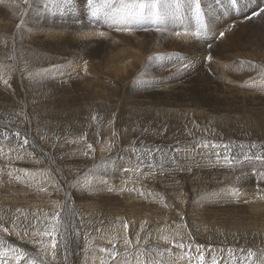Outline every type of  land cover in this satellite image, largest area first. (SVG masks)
Instances as JSON below:
<instances>
[{"label":"rangeland","instance_id":"obj_1","mask_svg":"<svg viewBox=\"0 0 264 264\" xmlns=\"http://www.w3.org/2000/svg\"><path fill=\"white\" fill-rule=\"evenodd\" d=\"M6 1H10V6L8 7L9 15L0 14V25L4 23L3 25H6L8 27H14L13 29H15V31L16 29L20 28L21 32L27 36L26 44L31 51L29 58L41 59L40 66H42V63L45 62L46 60L49 63V65L41 72L42 76L38 80L35 76V79L39 86L38 90L41 94H44L42 98V102L45 99V95L61 96L63 95L64 91H66L65 93H70V92L72 93L66 99V102L71 103L72 106L60 110L55 108L50 109L47 106L45 107L42 106L43 109L42 112H36L35 114H33L31 109L33 106L40 104L41 96L38 93L37 88L32 85L31 93L29 95V114H26L22 120L21 119L22 117L21 118L16 117L11 112L10 120L0 119L1 135H7L9 132H12V135H14L15 132L19 134L21 133L19 139L17 136H15L16 134L14 135L15 137H17L18 144H15V141L13 140L11 141V143L14 144V147L12 148L10 147V149L13 151V155L18 156V158L20 159L27 158L28 160L29 158V160L31 159V161L36 163V166H31V167L20 164H16V165H20L21 167L25 168L27 172L32 170L30 171L31 173H37V172L41 173L40 172L41 170L42 172L48 171L49 170V167L47 166L48 163L50 162L52 163V161H56L57 158L60 161L64 160L63 156L66 154L64 153L62 154L63 156L61 155L56 156V153L59 150L53 152L52 150L54 149L52 148V146L53 147L56 146L57 144L61 143V141L63 143H67L64 141H68L69 148L79 151L76 155H71L70 153H68L70 156L76 159V162H78V164H73L75 166H69V167L68 166L59 167V169H62L65 174L66 173L69 174V170H75L77 171V173H80L79 174L80 176L77 175L74 178L75 182H73L72 180H68L74 184L73 187L74 189L72 188L69 189L68 191L65 190L66 194L64 195L67 194L69 195L70 192L69 195L70 198L71 199L74 198L75 200L73 199V202H77L76 197L78 194H81L80 200H83L86 196L89 199L90 192L95 194L98 193L105 194V192L107 193V197L103 198L102 196H100L97 197L96 200L92 201L93 207L91 208L92 212H90L88 210H82L80 208V205L82 204L81 201H79L72 209L65 208L63 202L60 205L61 201H59V199L57 200L56 198V195L59 196L60 194H63L62 191L57 192L58 190H52L51 185L45 186L49 190H47V192H45L44 195H42V198L45 197L43 198V201H47L45 203L49 205L50 208L51 207L54 208V209L52 208V211L49 215L52 216L56 211L60 212L64 223V216L68 214L69 210H72L74 213L73 216L74 228L71 229L70 232L74 233L78 231L80 233L79 237H76L73 234L75 243H69L71 238L69 236L68 239L63 242L59 240V237L57 238L58 244L62 245L63 243H69L70 247L67 253L68 259L67 260L63 259L64 253L61 250L60 255L58 256V259L55 262V264H81V262L79 261H83L84 259H85L84 261H88L87 264H100L101 259L107 260L109 264H138L139 261H144L145 264H198V260L196 259V257L199 255V253L196 251L197 245L203 246L202 251L205 255V264H213V258H215V260L218 261L219 264H264V183H257L258 180L260 179L256 177L253 179L246 178L245 177L246 172L242 168L241 169L237 168L238 164H241L243 167L245 164H249V163H254L257 166L258 163H264V160L255 159V156L257 155L264 156V142L258 141L261 131L264 130V128L258 126L248 129L246 131L244 130L246 133L242 131L239 134L240 137L239 135L236 137L232 136V133L234 132L233 130H225V129L221 130L219 128L218 130H214V131H212L211 129L204 131L205 135L203 136L188 134L185 135V137H183L181 135L175 134L164 137L160 135L161 132L160 130H156L154 132H150L148 130V128L153 127V122L155 121V119H150L148 123H145V121L140 118V115L138 113L139 110H146L149 107L148 104L150 102L151 103L156 102L154 104H156L157 106L158 114H161L163 110L178 109L177 111L183 114L184 116L187 114L185 117L188 116V113L190 114L189 115L190 117H193L196 112L207 108L206 106L199 105L198 103L200 101L212 102L213 106H218L222 103H226L228 105H233V106L237 105L236 107L241 106V101H240L241 96H231L236 92L234 93L230 92L231 95L225 93L227 96H225V94L224 95L222 94L223 88L220 87L218 79L198 80L193 86L188 87V89L186 86H181L180 82L184 79V77L188 74V72L192 68H194V64L192 61L193 59L191 58L193 56L198 57L200 54H201L200 56H206V57L210 56L211 59L213 60H215L216 58L215 66L217 65L216 67L221 70L224 76L227 75L226 76L227 78L230 77V80H236L239 82L243 80L242 82H245L250 75L243 72L242 70L247 69L248 67L254 69V66H256L257 64L256 65L252 64L256 62L252 58H241L242 59L241 60L238 57L241 54H242L241 56H244V54H246L245 56H248L247 54L251 52L250 48H252L253 45H255V43H253L252 45L250 44L249 47L245 46V44L243 45L240 44L243 42L244 38L246 37L247 35L246 32L247 33L250 32L249 29L250 27H255L258 26L259 24L264 25V16H261L259 11H255L256 13L253 12L252 14H250V10L247 8L244 9V7L239 12H234V9L238 10L240 8L244 0H236L235 2L236 5L231 4L229 0H159V2L157 3L158 5L155 4L154 7L146 6L142 10L143 12L142 16L131 15L132 12L138 11L137 0H131L132 2L131 4L135 5L134 8L123 9L121 6H118L116 10L109 11V15H107L106 13L107 11L106 5H109L111 3L118 4L117 3L118 0L115 1L93 0V3L91 5L88 4L87 0H56V1L32 0L30 5H26L24 3V0H0V6H1L0 8L5 7L4 3ZM151 1L152 0H147V3L151 4ZM51 2L52 3L57 2V6H56L57 11L55 13L56 15L55 18L57 17V20L54 21L50 19L51 21L48 24L46 23L47 25H49L47 27L48 30H46L47 28L45 30L40 29L36 24L28 23L26 21L27 17L23 19L20 15V14H25L28 10H29L28 12L31 13L32 7L33 9L35 8L34 6L37 7L39 6L38 8L42 12L41 7L43 5H50ZM29 6L31 7V9H29L30 8ZM256 6L264 8V0H257ZM256 6L252 9H255ZM226 10L229 11L226 13ZM15 11L16 13H14ZM18 12H20V14ZM118 12L128 14L127 18H124V20L127 21L121 22L120 20H118L117 19ZM15 15L18 17L16 18ZM223 16H226L225 21ZM216 18H219L220 21L222 20V24L220 26L216 25L212 27L213 31L211 33L214 32L215 35L213 34L205 35V31H207L205 29L209 28V23ZM17 19L19 20L17 21ZM245 24H247L246 25L247 28L245 27ZM111 26H115L117 30L116 31L112 30ZM242 26H244V28L247 30H245ZM56 27L63 29L64 31L63 30L60 31ZM192 29H194V31ZM220 30L223 32L221 33ZM117 31H123V33ZM195 31H197V33H194ZM234 31L236 34L234 33ZM88 32H90V34ZM262 32L263 31H260L259 34H264ZM101 33H103V35H101ZM105 33L109 34L111 38H113V36L117 38H113V40H111V43H108L106 39L110 40L111 38H105L104 37ZM178 33L179 35H177ZM187 34L190 36L188 37ZM227 35H229V39ZM52 36L54 37L57 36L56 38L60 36L63 38V41L62 38L60 37L58 38L59 39L58 42H61V44L54 43L52 39L47 41V38L48 37L50 38ZM83 36L86 37L87 42L79 38ZM89 36L91 37V39ZM100 36L102 37L99 38ZM123 36L126 37L124 38ZM137 36L141 38V40L145 41L147 44L149 43L151 48L149 47L148 51L146 52L145 54L146 59L143 60L144 62H142V65L140 64L138 66L139 70L137 69V73L132 75V77L136 75V78L138 79L137 83L139 85L138 86L139 90L134 96H132V100L131 98H129V100L127 99L129 102L126 103L124 112L121 114L119 120L116 121L114 120V118L111 119L109 117L108 119L109 124H103L102 126H100L99 129L92 125L93 126L92 130H89L88 128L83 130L81 126L80 128L82 130L79 128L80 129V131L78 129L79 134H77L76 137L72 139L70 137L67 138L62 137L58 139L57 138L59 136L58 135L56 137H51V141L43 140V138L48 137V135L44 132V130L46 131L47 125L49 126V128L50 127L55 128L59 125V123L63 124V123H69L71 121H75L76 116L83 114L84 111L86 110V107L95 106L99 102L103 101L104 98H101L100 95L97 93L98 92L97 88L94 89L96 92L97 99L96 98L92 99V96H90L88 93V89L90 88V86L95 84V80H94L95 77L98 74L103 73V68L104 66H106L104 63L96 64V62L94 63V61L105 59L108 53L109 54L111 53L112 56L114 52L119 51V50L118 51L113 50L112 48L113 46L129 45L132 43V40L129 39V37H137ZM202 36L208 37L207 41L196 44L197 42L196 40H199V38ZM240 38L242 40H240ZM151 39H153L154 41ZM190 40L191 42H189ZM223 42H228V43L230 42V44L229 46L228 43L224 44L226 45L225 47L224 45H222ZM75 43L82 44L81 51L79 52L73 51L79 49L75 45ZM87 43L90 45V47L89 45H87ZM86 46H88L89 48L87 47L86 49ZM111 49L113 52L110 51ZM188 49L193 50V52L189 51ZM164 50L167 51V54L166 52H164ZM221 50L222 51L224 50L223 54H225V56L222 54ZM59 51H69L74 53L72 54L73 58L76 61L74 67L75 68L80 67L86 69L87 72L90 71V73L87 75V80L85 79L81 81L78 79L76 72H75L76 74L75 76L68 73L66 70L62 69L63 65L66 63L65 60L63 61L58 58ZM87 53H89V57L86 56L88 55ZM231 54H237L238 57H234V58L226 57ZM235 58L237 59V61ZM4 59L6 60V62L9 61L8 58H4ZM230 59H232L233 61H231ZM243 60L245 61L246 64L243 65L244 68L236 69L238 72L241 71L240 73L238 72L234 73L233 69L230 70L229 68L228 70L225 67L226 61L229 64L231 62L233 64L241 65L244 63ZM248 60L252 63H250ZM91 63L94 66V69L93 66L90 65ZM95 65L97 66L96 68ZM143 67L144 69H146V72L143 69ZM225 69L227 70L226 73L224 72ZM3 74L5 77L3 75L0 76V89L3 86H7V88L1 89L0 95L1 96L5 95L6 98L8 97L9 100L15 98L16 99V101L14 99L15 103L18 102L20 104L22 100L21 92L18 89L14 88V85L10 83L5 85L3 80L8 81L11 79L9 75H6L5 73ZM52 76L53 77L59 76L63 78L62 81L55 82L52 81L53 79ZM43 77H44V81L42 82L40 81V79ZM251 77L252 76H250L249 78ZM255 77L257 78V76ZM88 79H90V81H88ZM98 83L100 84L101 82L99 81ZM253 83L254 82H252L251 84ZM102 93L104 94V91ZM117 94H119V92H115V95ZM11 95L14 97H12ZM168 97L169 99H167ZM136 101H142V102L139 103ZM171 101H173V103ZM138 103L141 105H138ZM99 105L100 103L96 106L93 115L104 117V112L99 110ZM177 105L178 108L176 107ZM248 106H250V104ZM165 107L166 109H164ZM83 121L84 122L89 121L92 124L91 119L87 120V118H84ZM7 122L12 123L14 128L11 127V125H8ZM127 122H128V126L125 127L124 123ZM20 123L22 124L25 123V124L22 125ZM208 124H212V123H208ZM110 125H112V128L115 129L114 132L112 130L111 132L109 131L106 137V135L103 134V129L105 127H109ZM112 132L113 133L119 132V133H116V137H115V135L114 136L112 135L113 134ZM52 134H54L52 136H55V134L57 133L53 132ZM109 135L110 136L112 135L113 137L111 136L110 138ZM194 135L195 137H190ZM104 136L106 139L104 138ZM107 138L111 140L109 141ZM249 138L252 139L250 140ZM254 138H256L257 140ZM24 139H28L29 144L23 145V142L21 141H23ZM68 139L71 141L77 140L79 143L77 144L71 143ZM112 139L115 140L113 141ZM36 140L39 141V147L42 151L49 152L45 154L43 164H41L42 166L40 165L41 162H40L39 152L32 153L31 150L27 149V148L31 149L28 146L32 143H37ZM19 141L21 143H19ZM112 141L114 144L112 143ZM93 143H95L96 145L106 144L107 148L109 145V151H107L108 149H105L106 148L105 145L104 148H102L101 150L104 151V154H107V152H109L108 153L109 156L107 155L108 156L107 157L106 155L103 154V152H100L99 154L97 153L96 155L95 148H93L95 147L94 146L95 144L93 145ZM204 143H207L209 146L207 148L202 147ZM8 144L6 146H9ZM89 144L93 145L92 148H88ZM112 144L113 146H116L115 149H111V147L114 148ZM127 145H129V147H126ZM212 145H216V147L213 148ZM253 145H255V147H253ZM118 146L120 147V149L119 148L117 149ZM130 146L133 147V150L136 149L140 152L147 151L148 153L147 155L155 156L158 160L166 159L167 164L165 166L160 167L157 164L147 165L143 163H138L136 159L132 158L130 155L120 159L119 155L123 151H125V148H127L126 150L131 148ZM87 148L90 149L91 151L88 150ZM177 149H179L180 151H177ZM84 153H87V155H85ZM111 153L112 156L114 155L115 157H112ZM217 153L219 155H217ZM88 154L92 157H90ZM175 155L180 156L182 160H187L186 163H183L182 160L181 161L173 160L172 157ZM0 156H1L0 159L3 158L5 159L4 162L0 161V166L1 167L3 166L4 168L3 167L2 168L6 169L8 166H10V163L12 162L13 158L12 157L7 158L3 156L1 153ZM226 156L231 158V163H229L228 160L225 159ZM102 158L103 159L105 158L104 160H108V159L109 160L104 162ZM116 159L117 160L120 159V160L117 161ZM202 159H205L206 161H203ZM208 160H213L214 162H208ZM119 162H122L125 165L127 164L129 165V171L123 172V174L127 176L131 175V176L130 178L128 177L125 179L119 178L121 180V183L112 181V183H114V186L116 184L117 187L119 186L121 187L122 184L123 186H129L130 185L129 182L130 183L133 182L129 186V191L133 193L139 192L140 196L142 195L141 199H143L145 195V193L144 192L141 193V191L151 193L152 194L151 199H149V201H152L153 203L151 207L147 205H143L142 206L143 208H140L138 203L135 205V202L132 200H128L123 197H118L117 194L115 193L117 187L116 189H111L109 187L107 188L100 187V181L98 179L101 178V179H106L105 181H108V180H113L111 178H115L114 177L116 174L115 172L117 171L114 169V165H117ZM12 165L15 166L13 162L11 163V166ZM40 166L42 168H40ZM34 169H36L37 172H34L35 171ZM168 169L182 170L189 173L191 175V183L189 189L196 186L195 183L197 179L201 178L204 173H208V172L220 173L224 175L228 181V183L221 188L229 190L236 198L233 202L221 201V204H218L217 203L218 201L215 198L220 197L221 193H223L226 190H219V189H213L211 191L209 190L210 192H207L206 194H204V196L201 197L196 194L195 192L196 187H195L192 189V191L196 195V202L198 205L194 206V208L190 210L191 212H189L188 208L185 206L184 203V201L188 200L187 192H185L183 189L177 191L176 193H178L180 200L174 203L173 200L169 199V193L172 192L169 191L163 192L160 190L161 187H166L165 186L166 184L173 183L172 181H168L170 180V178L168 177L169 172L165 171ZM258 174H260V172H257V175ZM101 175L105 177L103 178V176L101 177ZM157 175L160 177H164L165 180L167 181L166 184L161 182L159 177H157ZM0 179H1L0 191L5 188V186L3 187V184L7 181V184L9 182L12 183V185L10 186L13 188L11 189L7 188L6 190H9L11 192L16 191L15 192L16 194L22 195L19 196L20 198L25 197V199L23 198V200L20 201L22 207L17 208L20 211H17V209H13V214L15 215V217H19L20 220H23L24 215H26L29 218V220L32 223H34L38 228H42L43 225L52 222L50 218L48 220H44L43 219L44 217H40V220L33 219V214L35 215L37 214L36 212L30 210L32 208V204L26 201L29 200L27 196L30 195L28 187H24L18 190V187L19 188L21 187L18 186L17 181L15 182V180L12 179H7L6 181H4L2 180V178ZM247 180H252L255 183ZM123 181L127 182V184L124 183ZM49 182L50 181L48 179L46 181V184H48ZM40 184L41 183H39L35 187L32 186L33 187L32 191H34L36 188L39 189L43 188L42 185L39 186ZM48 186H50V188ZM179 187L182 188L180 183H179ZM198 191H202V189L198 188ZM49 192L51 193V195L49 194ZM247 197L250 199L249 200L246 199ZM48 201L50 203H48ZM53 202L56 204H52ZM2 207L3 206L0 205V217H2L1 212L4 209V207L3 208ZM26 207L29 209H27ZM38 210H43V209L38 208ZM23 211H25L26 213H24ZM149 215H151L152 218H155V220L151 221L149 219ZM194 215H196V217H194ZM101 216L105 219L93 221L94 218L100 219ZM189 216L193 217L194 219H202V220H195L193 222L197 224L188 223L186 222V220L188 219ZM178 217H182V222H178L174 220L177 219ZM202 217H205V219H203ZM41 221H43V225L41 224ZM9 222H6L5 220H0V223H5L11 232V235H8L6 237L7 244H11L15 247H21L27 252L34 253L37 250L38 245H34L33 243H31V241L35 239H44L45 242L47 243L50 239L48 237H34L31 230H29L27 238L21 239L20 237L23 236V226L21 225L20 227H17L13 225L11 221ZM125 224H127V228L124 227ZM90 225L91 226L94 225L93 227H95V229L91 230ZM174 227L180 228L182 232L181 233L175 232L173 229ZM17 232L20 233V236L16 235ZM61 232L64 233L63 228H61ZM149 232L150 234L148 235ZM2 235L4 234L0 232V236ZM124 235L127 236V239L131 241V244H125ZM141 235L144 237H142ZM213 241L216 244H212ZM7 244L3 245V247H6ZM179 244H183L184 247L183 248L178 247L177 245ZM101 248H104L107 251L101 252L100 251ZM111 251H116L119 253L116 260L110 259L108 253ZM249 251L254 253V255L249 256L248 255ZM190 257L191 259H189ZM81 258H83V260ZM8 261L9 264H15V262L11 260L10 256L8 257ZM21 264H24V262H21Z\"/></svg>","mask_w":264,"mask_h":264},{"label":"bare ground","instance_id":"obj_2","mask_svg":"<svg viewBox=\"0 0 264 264\" xmlns=\"http://www.w3.org/2000/svg\"><path fill=\"white\" fill-rule=\"evenodd\" d=\"M32 0H28V3L26 5H30ZM56 1V0H55ZM115 1V0H114ZM15 2V1H14ZM20 2V1H19ZM106 2V1H105ZM112 2V1H111ZM138 2V0H137ZM150 2V1H149ZM223 2V1H222ZM35 3V2H34ZM41 3V2H40ZM118 4H109L106 5L107 7V15H109V11H114L118 8V6H121L123 9H131L134 8L135 5L131 4V0H118L117 2ZM152 3V1H151ZM157 4V3H156ZM160 4V3H159ZM242 4V3H241ZM244 4V5H243ZM243 4L240 6V8L238 10H235L234 8V12H239L240 10L243 9H249L250 10V14H252L255 11H259L261 16H264V8L263 7H258L256 6L257 4V0H244ZM5 7L0 8V14H8V7L10 6V1H6L4 3ZM158 5V4H157ZM162 5V4H161ZM3 6V5H2ZM32 6V5H31ZM41 6V5H40ZM56 6H57V2H54L50 5H43L42 8V12L41 10L37 7L34 6L35 8L33 9L32 7V11L30 12H26L25 14H20V12H18L21 17L23 19L26 18V21L28 23H33L36 24L40 29H46L49 25H47L52 19V20H57V17L55 18V13H56ZM256 6L255 9H252ZM1 7V6H0ZM26 7V6H23ZM30 7V6H29ZM83 8V7H82ZM31 9V7L29 8ZM20 10V9H19ZM106 10V9H105ZM21 11V10H20ZM104 11V9H103ZM163 11V10H162ZM229 10H226V13ZM23 12V11H22ZM51 12V13H50ZM85 12V11H84ZM16 13V11L14 12ZM188 13V12H187ZM256 13V12H255ZM45 14V15H43ZM84 14V13H83ZM104 14V13H103ZM186 14V13H185ZM245 14V13H244ZM106 15V14H105ZM128 14H124L121 12L117 13V19L120 20L121 22L123 21H127L124 20V18H127ZM187 15V14H186ZM189 16V15H188ZM208 16V15H207ZM15 17L17 18L18 16L15 15ZM50 17V18H49ZM54 17V18H52ZM187 17V16H186ZM246 17V16H245ZM14 18V17H13ZM12 18V19H13ZM224 21L226 19V16H223ZM213 19V18H212ZM260 19V18H259ZM19 19H17L18 21ZM21 20V19H20ZM102 20V19H101ZM129 20V19H128ZM190 20V19H189ZM244 20V19H243ZM2 21V20H1ZM24 21V20H22ZM192 21V20H191ZM6 22V21H5ZM58 22V21H57ZM76 22V21H75ZM74 22V23H75ZM131 22V21H130ZM129 22V23H130ZM232 22V21H231ZM238 22V21H237ZM47 23V24H46ZM54 23V22H53ZM59 23V22H58ZM79 23V22H78ZM175 23V22H174ZM184 23V22H183ZM188 23V22H187ZM224 23V22H223ZM4 24V23H3ZM0 25V76L5 73L6 75L10 76L11 80H8V83L14 85V88L18 89L21 92V97L22 100L20 102V104L18 102L15 103L14 99L12 98V100H9L8 97L6 98L5 95H0V119H4V120H10V113L12 112L16 117H22L21 119L23 120V117H25L26 114H29V95L31 93V86H35L38 90V83L35 79V76L37 78V80L42 76L41 72L49 65V63L47 62V60L45 62L42 63V66H40L41 64V59H30V49L27 47V36L24 35L21 32V29L18 28L13 29L14 27H8L6 25ZM27 24V23H26ZM81 24V23H80ZM79 24V25H80ZM222 24V20L220 21L219 18H216L214 20H212L209 23V28L205 29L207 31H205V35L207 34H213L215 35V33H211L213 31V26H220ZM254 24V23H252ZM70 25V24H69ZM75 25V24H74ZM78 25V26H79ZM83 25V24H82ZM174 25V24H173ZM177 25V23H176ZM247 24H245L246 27ZM251 25V24H250ZM26 26V25H25ZM60 26V25H59ZM81 26V25H80ZM84 26V25H83ZM183 26V25H182ZM181 26V27H182ZM225 26V25H223ZM249 26V25H248ZM72 27V26H71ZM70 27V28H71ZM177 27V26H176ZM191 27V26H190ZM189 27V28H190ZM241 27V26H239ZM244 28V26H242ZM58 28V27H56ZM67 28V27H66ZM69 28V27H68ZM112 30H117V28L115 26H111ZM172 28V27H171ZM218 28V27H217ZM221 28V27H220ZM226 28V27H225ZM235 28V27H234ZM233 28V29H234ZM242 28V29H243ZM247 28V27H246ZM60 31L63 29L58 28ZM86 29V28H84ZM166 29V28H164ZM245 29V28H244ZM250 32L248 30L249 33L246 32V37L244 38L243 42L240 45L245 44V46H248L253 43H255V45H253L251 49V52H249L247 55L244 54V56H237V54H231L229 56H226L227 58H234V57H238L239 59L241 58H252L253 60H255L256 62L252 63L253 65L257 64L256 66H254L253 68L248 67L247 69H243V65L245 64V61L243 64H233L230 62L227 63L226 61V68L229 70L233 69L234 73L238 72L236 69H243L242 71L249 74L250 76H252L251 78L248 77V79L245 82H239L236 80H230V77L227 78L226 76H224L221 72L220 69H218L215 64H216V58L215 60L213 59H209L206 56H198V57H192L191 59H193V64H194V68H192L188 74L184 77V79L180 82L181 86H186L187 89L188 87L193 86L198 80H204V79H208V80H219V84L220 87L223 88L222 89V94L224 95L225 93L230 94V92L234 93V94H230L231 96H241V106L239 107H235L233 105H228L226 103H222L218 106H213L212 102L209 101H200L198 104L201 106H206L207 108L204 110H200L198 112H196L194 114L193 117H190L189 113L188 116L185 117L183 114L179 113L176 109H168V110H163V112L161 114H158L157 112V106L156 102L154 103H147L149 105V107L146 110H139V115L140 118L142 120L145 121V123H148L150 121V119H155V121L153 122V127L148 128V130L150 132H154L156 130H160V135L161 136H170V135H181L183 137H185V135L188 134H195L198 136H203L205 135L204 131L207 130H218L221 129H225V130H233L234 132L232 133V136H238L242 131L244 133H246L245 131L248 129H251L253 127H263L264 128V34H259L260 31H263L262 33H264V25L263 24H259L258 26L255 27H250ZM48 30V28L46 29ZM58 30V31H59ZM89 30V29H88ZM194 31V29H192ZM197 30V29H196ZM247 30V29H245ZM64 31V30H63ZM90 31V30H89ZM163 31V30H162ZM182 31V30H181ZM189 31V29H188ZM192 31V32H193ZM221 31V30H220ZM236 31V30H235ZM234 31V33H235ZM84 32V31H83ZM87 32V30H86ZM95 32V31H94ZM191 32V31H190ZM223 31H221L222 33ZM239 32V31H238ZM258 32V33H255ZM90 34V32H88ZM87 33V35H88ZM173 33V32H172ZM194 33H197V31H195ZM244 33V32H243ZM84 34V33H83ZM92 34V33H91ZM100 34V33H98ZM236 34V33H235ZM239 34V33H238ZM150 35V34H149ZM169 35V34H168ZM171 35V34H170ZM175 35V34H174ZM194 35V34H193ZM230 35V34H229ZM229 35L228 39H229ZM234 35V34H233ZM75 36V35H74ZM93 36V35H92ZM97 36V35H96ZM128 36V35H126ZM125 36V37H126ZM140 36V35H139ZM144 36V35H143ZM147 36V35H146ZM187 36L189 37L190 35L187 34ZM197 36V35H196ZM201 36V35H200ZM209 36V35H208ZM225 36V37H227ZM231 36V35H230ZM237 36V35H236ZM57 37V36H56ZM54 36L52 37H48L47 41H49L50 39H52L54 41V43L57 44H61V42H58V38L60 36H58V38H56ZM90 37V36H89ZM102 36H100L99 38H101ZM105 38H111V36H109V34L104 35ZM124 37V36H123ZM124 37V38H125ZM150 37V36H149ZM153 37V36H152ZM156 37V36H155ZM172 37V36H171ZM169 37V38H171ZM186 37V36H185ZM187 37V38H188ZM198 37V36H197ZM213 37V36H212ZM233 37V36H232ZM262 37V38H261ZM62 38V37H60ZM81 39H83L84 41H86V37H79ZM85 38V39H84ZM96 38V37H95ZM113 38H117L114 37ZM113 38L106 39L108 43H111V40H113ZM157 38V37H156ZM174 38V36H173ZM178 38V37H177ZM186 38V39H187ZM89 39V38H88ZM91 39V37H90ZM89 39V40H90ZM97 39V38H96ZM103 39V38H102ZM101 39V40H102ZM122 39V38H121ZM129 39L132 40V43L129 45H121V46H113V50L118 51V52H114L113 55L111 56V53L107 55V57L105 59H101V60H95L94 63L96 62V64L98 63H104L106 66H104L103 68V73L98 74L95 77V84H93L92 86H90V88L88 89V93L90 96H92L93 98L97 99L96 96V92H95V88L98 89V94L100 95L101 98H104L103 101L99 102V110L104 112V117L101 116H95L93 115L95 112V108L97 105L95 106H91V107H86V110L84 111L83 114L77 115L75 121H71L69 123H59V125L55 128H52L47 125L46 126V131L44 130V132L48 135V137L43 138V140H49L51 141V137H56L57 138H62V137H70L71 139L76 137L77 134H79L80 131V127L82 126L83 130L85 129H89L92 130L93 126L97 127L98 129L100 128V126H102L103 124H109L108 119L109 117L111 119L114 118V120L118 121L121 114L124 112L125 109V105L127 102H129V98H131L132 100V96H134L137 91L139 90V85L137 83L138 79L136 78V75L134 77H132L133 74L137 73V69L139 70L138 66L141 64L142 62H144L143 60L146 59L145 54L148 51L150 44L146 43L145 41L141 40V38L137 37H129ZM146 39V38H145ZM176 39V37H175ZM189 39V38H188ZM208 37L206 36H202L199 38V40H196V44H199L200 42H204L207 41ZM236 39V38H234ZM238 39V38H237ZM88 40V41H89ZM98 40V39H97ZM105 40V39H104ZM153 40V39H151ZM174 40V39H173ZM211 40V39H210ZM214 40V39H213ZM225 40V39H224ZM240 40H242L240 38ZM63 41V38H62ZM100 41V40H99ZM150 41V40H149ZM154 41V40H153ZM157 41V40H156ZM178 41V39H177ZM216 41V40H215ZM87 42V41H86ZM92 42V41H91ZM90 42V44H91ZM102 42V41H101ZM171 42V41H170ZM185 42V41H183ZM187 42V41H186ZM191 42V40L189 41ZM210 42V41H209ZM207 42V43H209ZM237 42V41H234ZM239 42V41H238ZM106 43V42H105ZM151 43V42H150ZM178 43V42H177ZM228 42H223L222 45L226 44ZM153 44V43H152ZM157 44V43H156ZM221 44V43H220ZM230 42L228 43L229 46ZM234 44V43H233ZM75 45L79 48L78 50H73L74 52H79L82 50V44H78L75 43ZM84 45V44H83ZM87 45H89L87 43ZM202 45V44H201ZM235 45V44H234ZM154 46V45H153ZM189 46V45H188ZM215 46V45H213ZM226 47V45H224ZM227 46V47H228ZM233 46V45H232ZM243 46V47H245ZM85 47V46H84ZM88 46H86L87 49ZM90 47V45H89ZM88 47V48H89ZM197 47V46H196ZM199 47V46H198ZM205 47V46H204ZM235 47V46H234ZM238 47V46H237ZM101 48V47H100ZM151 48V47H150ZM157 48V47H156ZM188 48V47H186ZM206 48V47H205ZM224 48V47H223ZM247 48V47H245ZM84 49V48H83ZM195 49V47H194ZM236 49V48H235ZM159 50V49H158ZM157 50V51H158ZM189 50V49H188ZM88 51V50H87ZM111 52L112 49L110 50ZM192 51L193 50H189ZM188 51V52H189ZM222 51V50H221ZM224 51V50H223ZM222 51V54H223ZM160 52V51H159ZM164 52L167 51L164 50ZM231 52V51H230ZM85 53V52H84ZM169 53V52H168ZM172 53V52H171ZM233 53V52H232ZM72 52L69 51H59L58 52V58L60 60H65V63L63 65L64 70H66L68 73L75 75V72L77 73L78 79L83 81V80H87V75L90 73L87 72L86 69L83 68H75L74 65L76 63L75 59L72 56ZM89 57V53H87ZM97 54V53H96ZM187 54V53H186ZM194 54V53H193ZM199 54V53H198ZM239 54V53H238ZM154 55V54H153ZM195 55V54H194ZM197 55V54H196ZM225 56V54H223ZM222 55V56H223ZM152 56V55H151ZM186 56V55H185ZM189 56V55H187ZM77 57V56H76ZM4 58H8L9 61L6 62V60ZM151 58V57H150ZM226 58V59H227ZM78 59V58H77ZM87 59V58H86ZM189 59V58H188ZM224 59V58H223ZM236 59V58H235ZM85 60V59H84ZM89 60V58H88ZM87 60V61H88ZM149 60V59H148ZM167 60V59H166ZM182 60V59H181ZM190 60V59H189ZM225 60V59H224ZM231 61H233L232 59H230ZM242 60V59H241ZM79 61V60H78ZM81 61V60H80ZM86 61V62H87ZM170 61V60H169ZM237 61V59H236ZM82 62V61H81ZM91 62V61H90ZM93 62V61H92ZM148 62V61H147ZM151 62V61H149ZM153 62V61H152ZM191 62V61H190ZM239 62V61H238ZM93 63V64H94ZM241 63V62H240ZM247 63V62H246ZM249 63V64H250ZM87 64V63H85ZM189 64V63H188ZM218 64V63H217ZM248 64V65H249ZM83 65V64H82ZM92 65V63L90 64ZM89 65V66H90ZM102 65V64H101ZM148 65V64H147ZM246 65V64H245ZM247 65V66H248ZM11 68H10V67ZM93 66V65H92ZM153 66V65H152ZM220 66V65H219ZM233 66V67H232ZM97 66L95 65V68ZM253 67V66H252ZM39 68V69H38ZM88 68V67H87ZM91 68V67H90ZM220 68V67H219ZM235 68V69H234ZM28 69V70H27ZM94 69V66H93ZM92 69V70H93ZM142 69V68H141ZM144 69V67H143ZM153 69V68H152ZM181 69V68H180ZM146 72V69H144ZM148 70V68H147ZM150 70V69H149ZM61 72V71H60ZM58 72V73H60ZM139 72V71H138ZM224 72L226 73L227 70L225 69ZM241 71H239L238 73H240ZM62 73V72H61ZM237 73V75H238ZM65 74V72H64ZM67 74V73H66ZM245 74V75H247ZM58 75V74H57ZM62 76V75H60ZM82 76V77H81ZM236 76V75H235ZM257 76V78L255 77ZM5 77V76H4ZM46 77V76H44ZM44 77L40 79V81H44ZM53 77V76H52ZM74 77V76H73ZM49 78V77H48ZM63 78V77H62ZM62 78L59 76H55L53 77L52 81H62ZM136 78V79H135ZM169 79V78H168ZM233 79V78H232ZM242 79V78H241ZM244 79V78H243ZM64 80V79H63ZM93 80V81H94ZM140 80V79H139ZM245 80V79H244ZM51 81V80H50ZM49 81V82H50ZM88 81H90V79H88ZM92 81V80H91ZM101 82L100 85L98 82ZM156 81V80H155ZM4 82V80H3ZM39 82V81H38ZM40 82V83H42ZM252 82H254L253 84H251ZM54 83V82H53ZM84 83V82H83ZM44 84V83H42ZM3 85V84H2ZM48 85V84H47ZM46 85V86H47ZM55 85V84H54ZM142 85V84H141ZM88 87V85H87ZM185 87V88H186ZM6 89L7 86H3L1 87V89ZM0 89V90H1ZM157 89V88H154ZM166 89V88H165ZM193 89V88H192ZM51 90V89H50ZM58 90V89H57ZM104 91V94L102 93ZM153 91V90H152ZM157 91V90H156ZM173 91V90H172ZM9 92V91H8ZM49 92V91H48ZM63 92V91H61ZM66 91L63 92V95L61 96H46L45 95V99L42 102V98L44 96V94H41L38 90V93L41 96V102L39 105H35L32 107V113L35 114L36 112H42V106H47L48 108L52 109H66L70 106H72L71 103L66 102V99L72 94L70 91V93H65ZM115 92H119V94L115 95ZM143 92V91H142ZM161 92V91H160ZM165 92V91H164ZM139 93V92H138ZM163 93V92H162ZM170 93V92H169ZM177 93V92H176ZM187 93V92H186ZM59 94V93H58ZM141 94V93H140ZM221 94V95H222ZM143 95V94H142ZM167 95V94H165ZM172 95V94H171ZM187 95V94H186ZM12 96V95H11ZM10 96V97H11ZM225 96H227L225 94ZM9 97V98H10ZM14 97V96H12ZM143 97V96H142ZM150 97V96H149ZM179 97V96H178ZM248 97V99H247ZM155 98V97H154ZM153 98V99H154ZM164 98V97H163ZM230 98V96H229ZM239 98V97H238ZM11 99V98H10ZM128 99V100H127ZM157 99V98H156ZM169 99V97L167 98ZM130 100V101H131ZM142 100V99H141ZM178 100V99H177ZM236 100V99H235ZM168 101V100H167ZM230 101V100H229ZM239 101V102H240ZM141 103L142 101H136ZM166 102V100H165ZM173 103V101H171ZM236 102V101H235ZM138 105H141L139 104ZM164 103V102H163ZM229 103V102H228ZM237 103V102H236ZM166 104V103H165ZM175 104V103H174ZM177 104V102H176ZM181 104V103H180ZM250 104V106H248ZM173 105V104H172ZM169 106V105H168ZM192 106V105H191ZM163 107V106H162ZM178 108V105L176 106ZM170 108V107H168ZM173 108V107H171ZM175 108V107H174ZM181 108V107H180ZM166 109V107L164 108ZM192 109V107H191ZM183 110V109H182ZM194 110V109H193ZM180 111V110H179ZM188 112V111H186ZM195 112V111H194ZM236 112V113H235ZM160 113V112H159ZM191 113V112H190ZM132 115V114H131ZM13 116V117H15ZM92 117H96V119H92ZM28 118V117H27ZM84 118H87V120L91 119L92 120V124L91 122H87V121H83ZM20 120V121H22ZM152 121V120H151ZM8 125H11V127L14 128L12 123L7 122ZM35 123V122H34ZM201 123V124H200ZM206 123V124H204ZM208 123H212V124H208ZM3 124V123H1ZM22 124V123H20ZM25 124V123H24ZM22 124V125H24ZM93 125V126H92ZM162 125V126H160ZM210 125V126H209ZM32 126V125H31ZM124 126L127 127L128 126V122L124 123ZM159 126V127H158ZM36 127V126H35ZM80 128V129H79ZM16 129V128H15ZM25 129V128H24ZM79 129V131H78ZM115 128H112V125H110L109 127H105L103 129V134L108 135L109 131L111 132V130L114 132ZM82 130V129H81ZM245 130V131H244ZM11 131V130H10ZM13 131V130H12ZM37 131V130H36ZM251 131V130H249ZM14 132V131H13ZM28 132V130H27ZM53 132L57 133L55 134V136H52L54 134H52ZM112 132V133H113ZM120 132V131H119ZM116 132V133H119ZM60 133V134H59ZM116 133H115V137H116ZM256 133V132H255ZM254 133V134H255ZM14 134V133H13ZM16 134V132H15ZM14 134V135H15ZM21 134V133H20ZM29 134V133H27ZM111 134V133H110ZM231 134V133H230ZM253 134V133H252ZM258 134V133H257ZM14 135H12V132H9L7 135H1L0 134V153L5 156V157H12L13 160L12 162L15 164V166H8L6 169H3L0 166V178H2V180L6 181L7 179H12L15 180V182L17 181L18 186H20L21 188L18 187L19 189H22L24 187H28L30 195L27 196L29 198V200H26L28 203L32 204V208L30 209L33 212H36V214L38 215V217H44L45 214H47V216L49 218H51V216L49 215L52 211L53 207H49V205H47L45 202L47 201H43V197L42 195H44L45 192H47V190H49L48 188H46V185H51L52 186V190H58L57 192H61L63 194H60L59 196L56 195L57 200L59 199L60 205L63 202L65 208L67 209H72L75 207V205L81 201L82 204L80 205V208L82 210H88L90 212H92V201L96 200L97 197L102 196L107 197V193H92L90 192V196L89 199L87 198V196L83 199L80 200L81 198V194H78L76 199L77 202H73L74 198H70V192L69 195H64L65 190L68 191L69 189H72L74 187V184L71 181L68 180H72L74 181V178L79 175L80 173H77V171L75 170H69V174L68 173H64L62 169H59V167H63V166H75L73 164H78V162H76V159L72 156H70L68 153H70L71 155H76L79 151L78 150H73L71 148L68 147V141H64L67 143H63L61 141V143L57 144L56 146H52V148L54 150H52L53 152L57 151L56 156L61 155L66 153L63 156L64 160H59L58 158L56 159V161H52V163H48L47 166L49 167L48 171H40L41 173H38L36 169H34V172L37 173H31L30 170L29 172H27L25 170V168L21 167L20 165H25L28 167L31 166H36V163L31 161V159L27 160L26 159H20L18 158V156L13 155V151L10 149V147H14V144L11 143V141H15V144H18L17 141V137H15ZM23 135V134H22ZM113 135V134H112ZM111 135V136H112ZM194 136H190V137H195ZM218 135V134H217ZM249 135V133H248ZM98 136V135H97ZM103 136V135H102ZM111 136L109 135V137L111 138ZM114 136V135H113ZM112 136V137H113ZM227 136V135H226ZM94 137V135H93ZM221 137V136H218ZM240 137V135H239ZM259 137V136H258ZM105 138V136H104ZM224 138V137H221ZM19 139V137H18ZM76 139V138H75ZM95 139V138H94ZM101 139V137H100ZM106 139V138H105ZM108 139V138H107ZM237 139V138H236ZM240 139V138H239ZM242 139V138H241ZM248 139V138H247ZM250 139V138H249ZM252 139V138H251ZM250 139V140H251ZM256 139V138H254ZM22 140V139H21ZM28 140V139H27ZM41 140V139H40ZM63 140V139H62ZM69 140V139H68ZM109 141L111 139H108ZM113 141L115 139H112ZM257 140V139H256ZM29 141V140H28ZM35 141V140H34ZM71 143H79L77 140H69ZM99 141V140H98ZM104 141V140H103ZM107 141V140H106ZM112 141V143H113ZM258 141H262L264 142V130L261 131L260 137ZM23 142V141H21ZM19 141V143H21ZM37 143H32L30 144L28 147H30L31 149L27 148L28 150H31L32 153L33 152H39L40 155V165L43 164V160L45 158V154L49 153V152H44L40 149L39 147V141L36 140ZM53 142V141H52ZM57 142V140H56ZM9 143V144H8ZM107 143V142H105ZM110 143V142H109ZM108 143V144H109ZM9 146H6V145ZM51 144V143H50ZM92 144V143H91ZM95 143H93L94 145ZM114 144V143H113ZM112 144V146H113ZM92 145V146H93ZM105 145V149H108L107 151H109V145L107 148L106 144H98V145H94L95 147V153L97 155V153L99 154L102 148H104ZM111 145V144H110ZM22 146V145H21ZM42 146V145H41ZM120 146V145H119ZM117 147V149L120 147ZM132 146V145H131ZM130 146V147H131ZM114 148L111 147V149H115L116 146H113ZM122 147V146H121ZM126 147H129V145H127ZM44 148V147H43ZM46 148V147H45ZM123 148V147H122ZM88 149V148H87ZM127 148H125V151H123L121 153L120 151V159H122L123 157L126 156H131L132 158H135L136 161L138 163H143V164H147V165H158V166H165L167 164V160L166 159H160L158 160L155 156H149L147 155V151L144 152H140L138 150H133V147L129 148L128 150H126ZM90 150V149H88ZM87 150V151H88ZM18 151V150H17ZM50 151V150H49ZM91 151V150H90ZM89 151V152H90ZM106 151V152H107ZM26 152V151H25ZM113 152V151H112ZM18 153V152H17ZM109 152H107V154L104 155H108ZM16 154V152H15ZM102 154V153H101ZM115 154V153H114ZM119 154V153H117ZM25 155V154H24ZM30 155V154H29ZM34 155V154H33ZM31 155V156H33ZM89 155V154H88ZM102 155V156H104ZM116 155V154H115ZM90 156V155H89ZM109 156V155H108ZM107 156V157H108ZM112 156V153H111ZM1 157V156H0ZM20 157V156H19ZM30 157V156H28ZM92 157V156H90ZM100 157V156H99ZM112 157H115L114 155ZM32 158V157H31ZM173 160H178L181 161V157L178 155H175L172 157ZM34 159V157H33ZM92 159V158H91ZM103 159V158H102ZM105 159V158H104ZM104 162L108 161V160H104ZM119 159V160H120ZM98 160V157H97ZM100 160V159H99ZM117 160V159H116ZM117 160V161H119ZM203 161H206L205 159H202ZM0 161H5V159H0ZM187 160H182L183 163H186ZM2 162V163H3ZM7 162V161H6ZM68 162V163H67ZM208 162H214L213 160H208ZM16 164H20V165H16ZM107 164V163H106ZM3 165V164H1ZM6 165V164H5ZM9 165V164H8ZM42 166V165H41ZM40 166V168H42ZM105 166V164H104ZM113 166V165H112ZM111 166V168H112ZM6 167V166H5ZM109 167V166H108ZM119 167V168H118ZM39 168V169H40ZM237 168L239 169H243L246 173V178L249 179H253V178H258L260 180H258L257 183H264V177H262L260 174L262 172H264V163H258V166L254 163H249V164H245L243 167L241 164L237 165ZM114 169L117 171L115 172V178H111L113 180H108L105 181L106 179H98L100 181V187L104 188V187H109L111 189H116V185L114 186V183H112V181L114 182H118L121 183V180L119 178H130V176H127L125 174H123V172H128L129 171V165H125L122 162H119L117 165H114ZM169 172L168 177L170 178V180L168 181H172L173 183H168L166 184V180L164 177H160L157 175V177H159L160 181L165 183L166 187H161L160 190L163 192L169 191L172 193H169V199L173 200V202H177L180 200L178 193H176L177 191H179L180 189H183L185 192H187V197L188 200L184 201L185 206L188 208L189 212H191L190 210L194 208V206L198 205L196 202V195L195 193L192 191L193 188H195V192L198 196H204V194H206L207 192H210L213 189H219V190H226L223 193H221L220 197H216L215 199L218 201V204H221V201H227V202H233L235 200V196L227 189H222L221 187H224L228 181L227 178H225L224 175L217 173V172H208V173H204L203 176L199 179H197L196 181V186L192 187L189 189L190 183H191V175L185 171L182 170H173V169H168L165 170ZM11 172L12 175L9 176L8 173ZM257 172H260V174L257 175ZM99 174V173H98ZM104 175V173H103ZM101 175V177L103 176ZM80 176V175H79ZM100 176V175H99ZM107 176V175H106ZM110 176V175H109ZM16 177H19V179H17ZM105 176H103L104 178ZM91 178V177H89ZM49 179V183L46 184V181ZM96 179V178H95ZM1 180V179H0ZM250 182L255 183L252 180H247ZM9 182V181H8ZM12 182V181H11ZM14 182V181H13ZM124 182V181H123ZM132 182V181H131ZM39 183H41L39 186L42 185L43 188L39 189L36 188L34 191H32L33 187L32 186H37ZM127 184V182H124ZM133 183V182H132ZM132 183L129 182V184L131 185ZM179 183L181 184L182 188L179 187ZM3 184V183H2ZM15 184V183H14ZM13 184V185H14ZM125 184V185H126ZM128 184V185H129ZM10 185H12V183H8L7 181L3 184V187L5 186V188L3 190L0 191V205L4 207L3 211L1 212V216L4 218L3 220H5L6 222L12 221L15 217V215L13 214V209H17V208H21L22 205L20 203V201L23 200V198L25 199V197L20 198L19 196L22 195H18L15 192H11L9 190H6L7 188L11 189L13 187H11ZM129 185V186H130ZM15 186V185H14ZM17 186V185H16ZM30 186V187H29ZM38 186V187H39ZM129 186H122L117 187L115 193L117 194L118 197H123L125 199L128 200H132L135 202V205L138 203L140 208H143V205H147L149 207L152 206V201H149V199H151V193H147L145 191H141L145 193L143 199H141L140 193L136 192H130L129 191ZM50 188V186H48ZM61 188V190H60ZM198 188H201L202 191H198ZM27 189V188H25ZM24 189V190H25ZM74 189V188H73ZM77 189V186H76ZM210 190V191H209ZM71 191V190H70ZM78 191V190H77ZM23 192V191H22ZM28 192V191H27ZM51 192V191H50ZM49 192V194L51 195V193ZM56 192V191H55ZM80 192V191H79ZM68 193V192H67ZM74 193V192H73ZM48 194V195H49ZM86 194V193H85ZM104 194V195H103ZM25 195V194H24ZM73 195V194H71ZM87 195V194H86ZM47 198V197H46ZM54 199V198H53ZM51 199V200H53ZM214 199V200H215ZM246 199H250V198H246ZM49 200V199H48ZM75 200V199H74ZM27 203V204H28ZM48 203H50L48 201ZM214 203V202H213ZM216 203V202H215ZM24 204V203H23ZM52 204H56V203H52ZM24 206V205H23ZM59 206V205H58ZM57 206V207H58ZM2 207V208H3ZM25 207V206H24ZM60 207V206H59ZM27 208V207H26ZM38 208H42L43 210H38ZM29 209V208H27ZM54 209V208H53ZM197 210V209H196ZM24 213H26L25 211H23ZM57 212V211H56ZM206 212V211H205ZM35 215V216H37ZM73 216L74 213L72 210H69L68 214H66L64 216V224L67 225L68 231L67 233H65L66 236L71 237L70 238V242L69 243H75V240L73 238V232H70L71 229L74 228V222H73ZM214 216V215H213ZM194 217H196V215H194ZM203 219H205V217H202ZM214 218V217H212ZM210 218V219H212ZM105 218H103L101 216L100 219L94 218L93 221H98V220H104ZM107 219V218H106ZM149 219L151 221H154L155 218H152L151 215H149ZM109 220V219H108ZM178 222H182V217H178L177 219H174ZM195 220H202V219H194L193 217H188V219L186 220V222L188 223H193ZM207 220V219H206ZM10 223V222H9ZM104 223V222H103ZM110 223V222H109ZM49 224V223H47ZM106 224V223H105ZM104 224V225H105ZM115 224V223H114ZM193 224H197V223H193ZM110 225V224H108ZM94 226V225H93ZM90 225V229L93 230L95 229V227H93ZM113 226V225H112ZM110 227V226H109ZM116 227V226H115ZM133 227V226H131ZM106 228V227H105ZM113 229V228H112ZM131 229V228H130ZM175 232H182V230L180 228H173ZM111 230V229H110ZM134 230V229H133ZM63 232H64V228H63ZM122 232V231H121ZM124 233V232H123ZM122 234V233H121ZM150 234V232L148 233V235ZM120 235V234H119ZM131 235V234H130ZM129 235V236H130ZM125 236V235H124ZM142 236V235H141ZM144 237V236H142ZM149 237V236H148ZM125 238H127V236H125ZM115 239V238H114ZM120 241V240H119ZM122 241V239H121ZM120 241V242H121ZM69 243H67L68 245H70ZM123 244V243H122ZM212 244H216L214 241L212 242ZM121 245V244H120ZM70 247V246H69ZM50 250V249H49ZM85 253V252H84ZM83 255V253H82ZM85 256V255H84ZM83 260V258H81ZM85 260V259H84ZM79 261L81 262V264H87L88 261Z\"/></svg>","mask_w":264,"mask_h":264},{"label":"snow or ice","instance_id":"obj_3","mask_svg":"<svg viewBox=\"0 0 264 264\" xmlns=\"http://www.w3.org/2000/svg\"><path fill=\"white\" fill-rule=\"evenodd\" d=\"M88 4H92L93 0H87ZM159 0H152L151 4L147 3V0H138V11L132 12L131 15L133 16H142L143 12L142 10L147 7H154L156 3H158ZM24 3L27 4L28 0H24ZM103 35V33H101ZM179 35V33L177 34ZM222 35V34H221ZM211 59V57H208ZM264 78V77H262ZM4 84L7 85L8 81L5 80ZM92 119H96V117H92ZM115 135V133H113ZM16 136L19 137L20 134L16 133ZM29 144V141L27 139L23 140V145ZM209 145L207 143H204L202 147L207 148ZM213 148L216 147V145H212ZM255 147V145H253ZM88 148H92V145L89 144ZM177 151H180L177 149ZM87 155V153H84ZM217 155H219L217 153ZM226 160H228L229 163H231L230 157H225ZM250 159V158H249ZM255 159L257 160H264V156H255ZM9 176L12 175L11 172L8 173ZM262 177H264V172L260 174ZM19 179V177H16ZM17 211H20L17 209ZM23 215V213H22ZM3 217H0V220H3ZM34 220H40V217L35 216L33 214ZM44 220H48L49 217L47 214H45ZM51 223L43 225V221H41V224L43 225L42 228L36 227L34 223H32L29 218L24 215L23 220H20L19 217L14 218L11 222L13 225L20 227L23 226V236H21V239H25L28 236L29 230L32 231V234L34 237H48L50 238L49 241L46 243L44 239H35L31 241L34 245H38L37 250L33 252H27L21 247H15L11 244H7L6 237L8 235H11L10 229L6 226L5 223H0V232H2L4 235L0 236V264H9L8 257L10 256L11 260L15 262V264H21V262H24V264H55V262L58 259V256L60 255V251L62 250L64 253L63 259H68V250L69 245L67 243L58 244V237L61 242L66 241L68 239V236L65 235L67 233L68 228L67 225L63 223V219L60 212H55L51 216ZM125 228H127V224L124 225ZM61 228H64V233L61 232ZM76 237L80 236V233L78 231L73 233ZM17 236H20V233H16ZM7 244L6 247H3V245ZM125 244H131V241L125 238ZM180 248H183V244L177 245ZM203 246L197 245L196 251L199 253V255L196 257L198 260V264H205V255L202 251ZM50 249V251H49ZM101 252H106L107 250L104 248L100 249ZM111 260H116L117 256L119 255L116 251H111L108 253ZM231 254V253H229ZM249 256L254 255L251 251L248 253ZM191 259V257L189 258ZM100 264H109L107 260L101 259ZM138 264H145L144 261H139ZM213 264H219L218 261L213 258Z\"/></svg>","mask_w":264,"mask_h":264}]
</instances>
